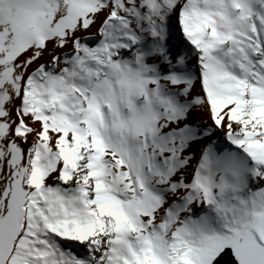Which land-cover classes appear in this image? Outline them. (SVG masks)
Returning <instances> with one entry per match:
<instances>
[{
	"label": "snow or ice",
	"instance_id": "1",
	"mask_svg": "<svg viewBox=\"0 0 264 264\" xmlns=\"http://www.w3.org/2000/svg\"><path fill=\"white\" fill-rule=\"evenodd\" d=\"M0 264H264V0H0Z\"/></svg>",
	"mask_w": 264,
	"mask_h": 264
}]
</instances>
